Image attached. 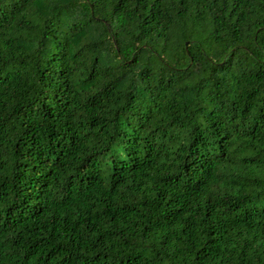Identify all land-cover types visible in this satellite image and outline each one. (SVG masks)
<instances>
[{
  "label": "trees",
  "instance_id": "1",
  "mask_svg": "<svg viewBox=\"0 0 264 264\" xmlns=\"http://www.w3.org/2000/svg\"><path fill=\"white\" fill-rule=\"evenodd\" d=\"M0 264H264V0H0Z\"/></svg>",
  "mask_w": 264,
  "mask_h": 264
}]
</instances>
